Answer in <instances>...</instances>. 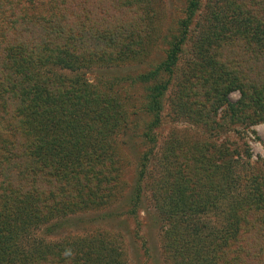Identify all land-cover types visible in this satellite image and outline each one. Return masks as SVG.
Listing matches in <instances>:
<instances>
[{
    "label": "rangeland",
    "instance_id": "374dc122",
    "mask_svg": "<svg viewBox=\"0 0 264 264\" xmlns=\"http://www.w3.org/2000/svg\"><path fill=\"white\" fill-rule=\"evenodd\" d=\"M186 3L187 0H0V22L6 25L12 18L16 24L15 28L6 25V30L0 25V47L32 42L36 47L44 37L41 23L56 18L58 13L61 22L69 26L87 24L90 30L123 26L133 32L128 37L120 30L109 49L99 39L84 37L87 51L78 68H43L71 83L84 80L90 85L98 95V106L106 107V122L111 128L104 134L108 140L103 146L100 172L90 181L101 186L105 202L52 219L48 231L47 224L39 225L32 232L34 238L58 243L65 249L79 238L96 237L115 250L119 264H182L183 260L174 259L175 254L163 246L164 232L179 218L174 211L169 212V203L181 201V197L187 204L198 203L200 210L191 213L182 230L188 234L193 227L199 228L201 234L209 233L206 242H211L213 228H229L222 219L225 211L213 208V184L222 177L233 179L232 185L236 186L216 197L225 201L251 194L252 181L264 182V120L252 109L239 111L243 100L233 88H224L219 106L213 109L212 102L208 107L211 95L206 83L213 77V61L223 62L210 33L215 29L226 31L233 20L231 15L239 10L264 20V0H199L162 95L159 122L152 125L150 115L142 110L146 84L132 78L161 64L169 41L178 37L177 25ZM205 34L210 36V44L203 39ZM220 46L231 47L226 41ZM11 49L17 51L15 45ZM222 77L225 82L227 76ZM201 78H206L204 84L199 83ZM160 79H165L164 73L158 75ZM147 125L149 141L140 134ZM3 133L0 129V135ZM189 157L196 160L186 161ZM234 159L237 163L231 162ZM140 161L144 166L141 198L133 212L127 214L128 196ZM88 162L94 164V160ZM181 187L185 188L183 194Z\"/></svg>",
    "mask_w": 264,
    "mask_h": 264
},
{
    "label": "trees",
    "instance_id": "16d2710c",
    "mask_svg": "<svg viewBox=\"0 0 264 264\" xmlns=\"http://www.w3.org/2000/svg\"><path fill=\"white\" fill-rule=\"evenodd\" d=\"M198 3L199 0H187L177 25L178 37L169 41L161 64L132 78L146 84L142 110L150 115L152 125L159 122L162 95ZM246 13L244 10L233 13L226 31L215 29L210 33L223 62L213 61V77L206 82L211 95L207 104L209 107L213 102L215 109L224 88H233L239 91L240 101L243 100L239 111L252 109L264 120V20ZM58 14L41 23L44 37L36 47L33 42L26 46L6 43L0 47V129L4 130L0 135V264H119L115 250L99 238H79L63 249L58 243L32 235L41 224H47L48 231L51 226L48 223L56 217L105 202L101 186L90 181L100 172L103 146L108 140L104 134L111 128L106 122L109 120L104 113L106 107L98 106V95L90 85L84 80L80 84L71 83L66 77L50 75L43 68L51 65L78 68L87 51L84 37L99 39L109 49L120 30L128 33V37L133 34L123 26L99 30H90L87 24L69 26L61 22V13ZM11 19L6 25L15 28ZM3 22L0 25L6 30ZM203 39L210 44L208 34ZM222 41L231 47L220 46ZM14 45L17 51L11 49ZM220 54L217 53V58ZM160 73H164L165 79L157 80ZM222 76H227L225 82ZM206 78H201L199 83L204 84ZM149 132L148 125L140 132L146 141L150 140ZM89 160H94V164L89 165ZM231 162L237 163V159ZM138 165L137 179L128 196L127 214L133 212L141 198L144 166L142 161ZM233 182L222 177L213 184V208L225 211L222 219L229 228H213L211 242H206L209 233L201 234L199 228L193 227L188 234L182 230L191 213L200 210L198 203L187 204L184 197L169 203V212L174 211L179 218L164 232L163 246L175 254L174 259L180 258L182 264H264V182L252 181L251 194L225 201L216 199L227 188L236 186ZM179 190L185 192L184 187Z\"/></svg>",
    "mask_w": 264,
    "mask_h": 264
}]
</instances>
